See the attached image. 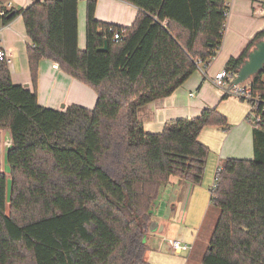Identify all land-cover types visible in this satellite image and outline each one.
<instances>
[{
  "label": "trees",
  "instance_id": "16d2710c",
  "mask_svg": "<svg viewBox=\"0 0 264 264\" xmlns=\"http://www.w3.org/2000/svg\"><path fill=\"white\" fill-rule=\"evenodd\" d=\"M30 1L0 16V29L22 18L32 82V90L14 84L0 62V129L11 138L10 194L0 172V264H150L146 240L162 190L170 177L200 186L209 154L200 133L229 124L209 108L148 133L139 112L171 96L197 61L216 57L225 0H123L140 10L130 27L96 20V0H86L83 50L78 0ZM113 32L122 38L113 42ZM263 39L264 30L225 70L236 74ZM41 60L92 89L94 108L40 106ZM248 86L264 102V70ZM251 126L253 158L226 159L216 170L210 202L218 216L201 264H264V120Z\"/></svg>",
  "mask_w": 264,
  "mask_h": 264
},
{
  "label": "crops",
  "instance_id": "0c3cea01",
  "mask_svg": "<svg viewBox=\"0 0 264 264\" xmlns=\"http://www.w3.org/2000/svg\"><path fill=\"white\" fill-rule=\"evenodd\" d=\"M11 2L15 7L21 6V9L31 4L30 0H11ZM12 3L11 9L18 10ZM252 8V2L249 0H232L222 45L212 62L202 71L197 70L171 96L152 102L139 112L144 130L148 133H159L168 121L193 118L204 109L216 108L228 120L229 129L224 131L218 127H206L200 133L199 142L209 150L205 168V172L208 168L209 174L216 173L220 163L226 159L251 160L253 158L252 126L247 120L248 105L226 93L232 85V80L226 81L219 88L210 82L216 73L225 69L229 58L238 57L254 36L264 30V17H256ZM139 12V9L123 0H96L95 18L103 23L130 27ZM85 17L86 0H78L80 49L85 45ZM28 45L29 39L20 16L0 30V47L6 50L11 59V64L7 67L12 82L32 90L27 59ZM35 91L40 106L55 110H61L62 107L66 108L70 105L93 109L96 102V95L92 89L60 71L58 65L49 60H41L38 64ZM10 145L11 138L8 130L0 129V172L5 174L7 180L10 174L6 165V153ZM182 183L177 178L170 177L168 185L164 188L167 196L169 195L168 201L165 205H161L164 207V212L166 209L177 208L183 189L186 194L190 192L189 198L192 199L195 195L194 186ZM6 188L9 194L8 184ZM160 212L158 209L156 214L152 213V226L148 233V238H152V244H147L150 250L147 252L146 259L150 264H190L192 246H189L190 252L170 251L166 244L167 237H165L166 220ZM202 253L203 251H200L198 260L201 259Z\"/></svg>",
  "mask_w": 264,
  "mask_h": 264
},
{
  "label": "rangeland",
  "instance_id": "374dc122",
  "mask_svg": "<svg viewBox=\"0 0 264 264\" xmlns=\"http://www.w3.org/2000/svg\"><path fill=\"white\" fill-rule=\"evenodd\" d=\"M0 2H3V4L12 3L11 0H0ZM13 7L14 8L17 7L18 10H21L20 8L21 6L16 5L15 7L13 4ZM252 7H253L252 12L256 17L258 16L264 17V14L259 15L255 11V6L253 3H252ZM84 39H85V29H84ZM84 48L85 45L82 48V50ZM246 83H249V81H247ZM214 176H215V172H211V174H209V170L207 168L206 172L204 173V178L201 185L194 186L193 188L195 191V195L192 197V199L189 198L190 192L186 194L185 189H183L180 193V198L178 199L177 202L178 204L177 208H175L174 210L166 209L165 212H164V207H162L161 205L166 204L169 195L167 196L166 191H164L163 189L158 200L156 201L154 208L152 209L153 214H156L159 209V211H161L160 213L162 217H164V219L166 220L165 221L166 223L165 237H167L166 242H168L169 239L180 240L183 242V244L187 243L186 245L192 246L191 249L192 258L190 264H201V260H198V256L200 255V251L204 252L205 249L208 247L209 238L218 216V210L210 202V195H211L210 190L211 187L213 186ZM7 184H8V191L10 194V185H11L10 177L7 180ZM182 184H187V183L183 182ZM148 237L149 236L147 234V244L151 245L152 238H148Z\"/></svg>",
  "mask_w": 264,
  "mask_h": 264
},
{
  "label": "built area",
  "instance_id": "2783aa9c",
  "mask_svg": "<svg viewBox=\"0 0 264 264\" xmlns=\"http://www.w3.org/2000/svg\"><path fill=\"white\" fill-rule=\"evenodd\" d=\"M231 1L232 0H225V6L228 7V12H229V6H230ZM249 1L254 4L255 11L259 15L264 14V11H263L264 0H249ZM2 7L3 9L0 10V16H3L6 11H9L11 9V4L10 3L3 4ZM121 38H122V35L120 33L113 32V36H112L113 42H117ZM0 62H4L7 66L11 64V59L8 56V53L2 47H0ZM197 68L198 70L202 71L203 69L207 68V66H204V63L199 60L197 61ZM234 77H235V74L229 73L228 71L223 69L220 72L216 73L210 79V82L219 88V87H222L226 83V81L233 80ZM226 93L234 98L244 101L248 105L249 107V112L247 116L248 122L257 123V122H260L261 120H264V102L261 101L259 98L251 95V91H250V87L248 86V83H244V84L237 85V86L231 85L230 89ZM216 181L217 179L214 176L213 186L211 187V190L215 188ZM168 246L173 253H182V252H186L191 249L188 245L183 244L182 242L177 241V240H169Z\"/></svg>",
  "mask_w": 264,
  "mask_h": 264
},
{
  "label": "water",
  "instance_id": "95a60500",
  "mask_svg": "<svg viewBox=\"0 0 264 264\" xmlns=\"http://www.w3.org/2000/svg\"><path fill=\"white\" fill-rule=\"evenodd\" d=\"M264 11V5H263ZM106 44L99 51H104ZM264 70V39L256 42L254 47L247 54L246 59L242 65L238 68L232 85L237 86L246 83L254 75H257ZM27 88V86H24ZM64 109V107H62Z\"/></svg>",
  "mask_w": 264,
  "mask_h": 264
}]
</instances>
